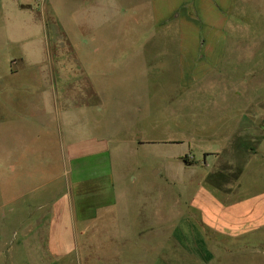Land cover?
<instances>
[{"label": "rangeland", "instance_id": "1", "mask_svg": "<svg viewBox=\"0 0 264 264\" xmlns=\"http://www.w3.org/2000/svg\"><path fill=\"white\" fill-rule=\"evenodd\" d=\"M20 7L28 29L13 5L0 33V264H264V0L223 13L227 59L188 89L175 61L144 67L121 49L106 67L100 33L70 35L43 0ZM86 138L113 162V208L104 176H69L67 146ZM63 197L74 227L49 244Z\"/></svg>", "mask_w": 264, "mask_h": 264}, {"label": "crops", "instance_id": "2", "mask_svg": "<svg viewBox=\"0 0 264 264\" xmlns=\"http://www.w3.org/2000/svg\"><path fill=\"white\" fill-rule=\"evenodd\" d=\"M235 1L43 0L47 3L50 12L53 14V19L58 25L64 29L69 26L70 35H73L75 30L81 31L82 29H86V33L89 31V34L92 35L94 32H96L95 34L100 33L101 62L106 67L120 65V61L123 59L118 56V52L121 49L129 52L125 55L124 60L138 61L143 63L144 67H149L151 63H154L155 66L168 67L170 63L175 61L179 85L187 89L196 82L198 77L209 71H214V67H219L226 61L227 55H225V52H227L228 45L221 42L222 35H225L221 27V19ZM30 2L31 0H0V33L2 36L8 33V30L11 31L10 35H12V20L7 17V14L10 6L13 7V5L14 11L22 20L20 31L23 32V30L28 29V8L24 10L20 5ZM25 15L26 19H24ZM121 20L126 23L121 24ZM15 22L14 20V24ZM129 22H131V25L127 27L126 25ZM22 32L20 42L25 39ZM110 32L116 34L114 44L108 42ZM126 32L129 33L125 34ZM26 34L27 32H24V35ZM121 35L132 36V38L129 42L125 41L123 43L120 40ZM9 40L6 37V41ZM9 43L12 47V42ZM83 46L84 44L77 42V40L74 43L73 49L76 52L74 67L75 69L81 67L86 71L80 54ZM158 61L161 63H158ZM85 75L83 73V76ZM103 147H106V145H104V140L101 138H86L68 144V173L70 178L74 180V187L77 184L75 181L78 180L80 175L86 176L92 183H94L93 178L95 176H104L108 186L105 187L104 196L107 198L103 203L108 208H113L112 196L118 194L113 188L115 172L112 166L113 162L108 160V156L104 155L105 150ZM79 164H84L81 169L78 167ZM78 170L84 174H79L80 171L78 172ZM34 179L28 177L26 180ZM120 181L121 179L118 180V182ZM66 187L68 188V185ZM45 203H38L35 200L32 206L39 208L44 206ZM60 203L62 205L57 206ZM66 204L68 205L69 201H66L63 197L55 205L58 207L57 212L61 214H58V216L56 214L49 224L51 230L49 244L64 243V236L56 233L60 231L61 221L70 223V226L74 227L73 218L69 216V213L72 212L71 208L69 212L70 206H66ZM116 206L118 207L117 204ZM63 213H67V215L63 216ZM76 215L75 219L78 220V212H76ZM89 217L91 218V216ZM227 223L231 226L230 221H227ZM76 238V234L72 233L69 242L75 244ZM186 255L189 256V261L196 258L193 253H187ZM166 256L167 254L163 258L158 257V259L162 260L163 264H177L178 259L173 258L172 254L170 258L173 263ZM155 259L157 258L149 259L148 264H159ZM131 264H141V260H133Z\"/></svg>", "mask_w": 264, "mask_h": 264}, {"label": "water", "instance_id": "3", "mask_svg": "<svg viewBox=\"0 0 264 264\" xmlns=\"http://www.w3.org/2000/svg\"><path fill=\"white\" fill-rule=\"evenodd\" d=\"M157 173H158V170H155L154 173H153V175H156Z\"/></svg>", "mask_w": 264, "mask_h": 264}]
</instances>
